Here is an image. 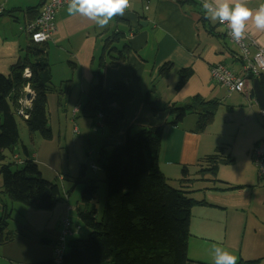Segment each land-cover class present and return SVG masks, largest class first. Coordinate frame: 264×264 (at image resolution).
<instances>
[{
	"label": "crops",
	"instance_id": "crops-1",
	"mask_svg": "<svg viewBox=\"0 0 264 264\" xmlns=\"http://www.w3.org/2000/svg\"><path fill=\"white\" fill-rule=\"evenodd\" d=\"M74 1L60 8L55 14L56 31L53 37L46 44L37 45L43 51L40 55L49 65L53 84L57 86L60 82L69 80L70 95L62 107L58 105L59 98L56 93L47 96V117L52 139L40 141L34 137L36 148L28 151L29 159L37 165L42 178L59 185L63 199L50 212L35 211L13 204L15 213L11 228L13 229L15 224L13 230L16 237L11 243L0 247V261L6 264L54 261L55 248L62 236L65 222H70L72 236L80 231L76 229L79 222L75 223L70 218L76 209L75 205L69 203L71 195L68 191H62L60 184L56 182L67 181L60 172L59 159L62 125L64 133L67 132V117L62 113L66 114L70 109L72 120L80 115L84 101L80 104L78 100H81V96L85 100L92 85L102 40L111 32H116L122 34V43H127L130 51L127 59L115 66L105 64L102 69L103 87L110 90L115 83L121 82L132 91L133 98L126 106L120 131L114 136L106 137L102 126L97 124L92 127L90 123L91 129L96 128L101 133L96 134V138H101L98 155L100 152L107 154L113 148L122 146L128 130L162 127L158 154L160 172L172 188H175L172 182H177V189L188 192V197L194 201L202 202V205H195L190 212L188 259L206 264H238V246L229 234L233 226L238 224V208L252 205L255 190H251L250 185L245 186V191L251 192L248 194L231 190L232 187L238 186V183L233 180L235 177L223 173L222 168L226 165L219 166L214 180L210 176H206L203 181L198 180V171L206 167L205 158L214 155L218 148L207 138L209 131L196 132L197 116L193 114L194 121L185 122L190 116L188 115L181 122V128L180 124L170 126L169 111L152 113L144 101V96L146 92H150L161 106H181L195 95L218 103L224 100V97L220 99V94H224L225 99H230L231 95H228L226 89L213 82L210 70L214 64L222 63L231 71L237 72L241 63L235 60L237 48L227 39L225 29L217 24V19L219 16L230 18L234 27L239 29L247 40L254 41L258 47L264 49V0H194L206 12L207 8H213V13L207 12L211 32L198 26L200 9L195 10L193 6L181 7L177 0ZM120 3H126L128 7L118 12L116 7ZM42 6L43 0H0V10L4 14L0 17V75L8 76L9 68L21 59L20 51L28 47L27 41L19 38L21 35L18 36L20 30L25 34V38H28L23 29L28 19L25 10H40ZM140 22L147 25L141 27ZM53 51L58 53V59L53 56ZM167 63L173 67L164 79L160 77L158 70ZM186 68H191L193 73L181 89L176 91L178 72ZM260 77L264 79V73ZM161 80L167 83L164 92L167 97L158 94L157 87ZM162 98L165 104L160 102ZM76 99L77 106L73 104ZM245 99L251 111L247 120L252 121L253 117L257 118L256 109L259 108L260 114L262 110L255 98L250 102L245 95L238 94V103L245 102ZM76 108L79 110L74 113ZM78 121L79 118L77 123ZM75 122L76 120H73V123ZM254 127L256 137L251 142L249 152L264 136V128L257 119ZM77 130L79 128L76 124L74 131L78 133ZM212 151L213 153H210ZM13 159L18 164L24 160L18 157ZM184 168L188 171L186 180L191 182L182 185L178 181L182 179ZM2 185L0 177V189ZM257 193L261 194L260 198L264 204V193ZM1 212L0 204V215ZM252 222L255 226L264 227V221L260 217H256ZM217 238L221 240L217 241ZM42 240L46 243L41 244ZM253 247L257 255L246 257L245 260L264 261V242H259ZM259 256L263 257L258 258Z\"/></svg>",
	"mask_w": 264,
	"mask_h": 264
},
{
	"label": "trees",
	"instance_id": "trees-1",
	"mask_svg": "<svg viewBox=\"0 0 264 264\" xmlns=\"http://www.w3.org/2000/svg\"><path fill=\"white\" fill-rule=\"evenodd\" d=\"M177 1L181 7L200 9L198 26L211 32L207 12L202 10L201 5L194 0ZM40 10H25L28 18L26 24L34 20ZM3 15L1 11L0 17ZM123 40L122 34L116 32L103 38L92 85L80 110V115L93 126L98 124L103 127L106 137L120 131L126 106L133 98L132 91L121 82L115 83L110 90L103 87L102 69L105 64L115 66L127 59L130 48L127 43H122ZM41 53L43 51L37 45H29L22 51L21 59L9 68L8 76L0 75V177L3 181L0 189V247L11 243L16 237L11 228L15 213L13 204L50 212L63 199L59 185L42 178L37 165L29 159L26 147L23 148V163H5V153L13 152L20 142L16 119L24 122L29 136L39 135L41 140L50 141L52 131L48 124L47 96L56 93L58 105L62 107L70 95V81L55 86L46 59L39 56ZM172 67L170 63L164 64L158 74L161 78H167ZM25 69L30 72L29 79L23 77ZM192 73L191 68L178 72L176 91L181 89ZM248 80L252 85L256 80L264 96V79L250 75ZM26 87L33 92V98L31 109L27 111L28 118H23L18 111ZM144 101L154 114L168 110L170 126H177L188 115H196L195 129L198 133L204 132L212 124L214 111L219 105L215 100H204L195 95L181 106H161L150 92H146ZM162 133V127L128 130L122 146L113 148L108 154L100 152L97 162L104 173L105 185L100 213L95 206L98 191L96 181L85 178V165L79 167V176L73 187L82 184L83 195L81 204L76 205L75 214L81 225L89 230L88 237L68 239L59 262L36 264H204L190 261L187 256L190 212L202 202L189 198L184 190L172 188L160 172L158 154ZM221 150L216 148L214 155L205 158L206 167L198 171V180L203 181L206 176L214 180L220 165L233 164L232 159L219 157ZM187 176L188 171L184 168L178 183H190L191 180H186ZM64 178L67 179V175ZM71 191L73 189L68 193ZM77 227L80 229V226ZM40 243L46 242L42 240ZM238 264H260V260Z\"/></svg>",
	"mask_w": 264,
	"mask_h": 264
},
{
	"label": "rangeland",
	"instance_id": "rangeland-1",
	"mask_svg": "<svg viewBox=\"0 0 264 264\" xmlns=\"http://www.w3.org/2000/svg\"><path fill=\"white\" fill-rule=\"evenodd\" d=\"M21 24H23V22H21ZM21 24L19 23V27L21 26ZM19 35L22 36L19 38H23L27 41V46H34V44L32 45V43L29 41V38H25V34L20 30L18 32V36ZM50 46L52 45L50 44ZM37 47L40 48V46ZM24 49L25 48L20 51L21 55ZM53 56L55 57V59H58L59 57L56 51H53ZM175 81H177L176 76ZM166 84V81L161 80L160 84L157 87L158 94L161 97H167L164 94ZM223 97L224 100L219 103L217 109L214 111V119L212 124L206 128V130L209 131V135H207V138L211 140L213 144L217 145L216 147L222 148V150L220 151L221 154H219V157L221 159L230 158L234 161L233 164L223 166L222 168L223 173H225L227 176L235 177L233 180L235 181V183H238V186L232 187L231 190H236L240 192L239 194L251 193L245 191V186L247 185H250L251 190H255L252 205L250 207L238 208V224H235L233 226V228L230 230L232 232H230L229 234V237H231V235L233 236V242L238 246V262L244 263L246 262V257H254L257 255V251L253 246H255V244L259 242H264V227L255 226L252 222V220H254L256 217H260L264 221V204L260 198L261 194L257 193H264V186L258 185L256 168L254 167L250 158L251 151L249 152L251 148V142L256 137V131L254 127L255 119H257L259 124L264 128V118L260 114V111H258V108L256 109L257 118L253 117L252 121H248L247 118H250L251 111L249 108V103L246 99L245 102L238 103V94L231 95L230 99H225V95L220 94V99H222ZM79 99L81 100H78V102L81 104V101H84L83 96H81V98ZM78 102L76 99L73 101V104L77 106ZM160 102L162 104H165L164 98H162ZM62 115H66L67 117V132L64 133V126L62 125L59 142L61 145V152L59 154L61 165L60 172H62L64 175H67L68 181H66V183H62L57 180L56 182L60 184L62 191L64 192H69L71 189H73V191H71L70 193L71 198L69 200V203L73 206L80 205L83 195V185L78 184L73 187V184L79 176V167L81 165H85V178L96 181V185L98 187V191L95 196V206L97 207L98 213H100L104 204L105 185L103 182L104 173L97 162V159L99 158L98 151L101 139L100 137L96 138L98 129H91V122L81 115H78V117L73 119L76 120V122L73 123L70 109L68 110V113L66 111V114L62 113ZM78 118L80 119V121H78L77 123ZM194 119L195 117L190 115L187 117L185 122H188L190 120L194 121ZM16 120L18 124L20 142L13 152L7 151L5 153L6 164L15 163L13 157H18L19 159L23 160L25 157L23 148L26 147L28 151H32L36 148L37 144V142H35V138L36 140L41 141V137L39 135L34 136L35 138L33 136H29L25 124L21 119L17 118ZM76 124L79 128V130H77L78 133L74 131ZM179 127L181 128V123ZM98 134L100 135L101 133L98 132ZM108 153L109 152H107V154ZM210 153H213V151ZM16 164H18V162ZM178 177H180V169ZM224 179H226V177ZM172 186L177 189V182L173 181ZM70 218L75 223L79 222V224L76 225L80 226V231L75 236H72L70 238H87L89 230L81 225L76 214L71 213ZM220 240V238H217V241ZM229 241L230 240H228V242ZM261 257L263 256H259L258 258ZM0 264H6V262L3 263L0 261ZM260 264H264V261H260Z\"/></svg>",
	"mask_w": 264,
	"mask_h": 264
},
{
	"label": "built area",
	"instance_id": "built-area-1",
	"mask_svg": "<svg viewBox=\"0 0 264 264\" xmlns=\"http://www.w3.org/2000/svg\"><path fill=\"white\" fill-rule=\"evenodd\" d=\"M74 0H43V6L34 20L24 25L23 29L28 35L29 41L34 45L46 44L54 35L56 29L54 17L57 11L65 5L72 4ZM126 3H120L116 7V11L121 12L126 9ZM2 10H0L1 12ZM207 12L213 13V8H207ZM217 24L224 27L227 39L237 48L235 60L241 63L240 70L233 72L224 64L217 63L210 70L211 79L218 85L224 87L228 95L243 94L249 101L253 100L250 97V82L249 76L259 78L264 73V49L257 46L254 41H249L242 32L235 28L231 19L226 16H219ZM23 77L30 78V72L25 69ZM25 96L20 99L21 108L18 115L23 118H28L27 111L31 109L33 92L29 87L25 88ZM30 98L27 99L26 95ZM79 108L74 110L76 113ZM264 117V111H261ZM251 158L259 186H264V136L255 144L251 150ZM79 230L78 227H76ZM73 235L69 223L65 222L62 236L55 248V260L59 262L65 250L66 240Z\"/></svg>",
	"mask_w": 264,
	"mask_h": 264
},
{
	"label": "water",
	"instance_id": "water-1",
	"mask_svg": "<svg viewBox=\"0 0 264 264\" xmlns=\"http://www.w3.org/2000/svg\"><path fill=\"white\" fill-rule=\"evenodd\" d=\"M146 25L147 24L144 22L139 23V26H141V27H145ZM250 96H251V98H255V100L258 102L261 110H264V96H263L262 91L260 90V88L258 86V82L256 80L253 82V88L250 92ZM26 98L29 99L30 95L27 94Z\"/></svg>",
	"mask_w": 264,
	"mask_h": 264
},
{
	"label": "clouds",
	"instance_id": "clouds-1",
	"mask_svg": "<svg viewBox=\"0 0 264 264\" xmlns=\"http://www.w3.org/2000/svg\"><path fill=\"white\" fill-rule=\"evenodd\" d=\"M250 86H253L252 84H250ZM251 97V96H250ZM253 99V98H252ZM262 111H264V110H262ZM54 261H56V260H54Z\"/></svg>",
	"mask_w": 264,
	"mask_h": 264
},
{
	"label": "flooded vegetation",
	"instance_id": "flooded-vegetation-1",
	"mask_svg": "<svg viewBox=\"0 0 264 264\" xmlns=\"http://www.w3.org/2000/svg\"><path fill=\"white\" fill-rule=\"evenodd\" d=\"M251 90H252V86L250 87V92H251Z\"/></svg>",
	"mask_w": 264,
	"mask_h": 264
},
{
	"label": "bare ground",
	"instance_id": "bare-ground-1",
	"mask_svg": "<svg viewBox=\"0 0 264 264\" xmlns=\"http://www.w3.org/2000/svg\"><path fill=\"white\" fill-rule=\"evenodd\" d=\"M214 65H216V64H214ZM214 65H213V66H214Z\"/></svg>",
	"mask_w": 264,
	"mask_h": 264
}]
</instances>
